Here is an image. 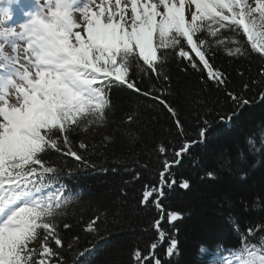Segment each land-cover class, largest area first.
<instances>
[{"label": "snow or ice", "instance_id": "snow-or-ice-1", "mask_svg": "<svg viewBox=\"0 0 264 264\" xmlns=\"http://www.w3.org/2000/svg\"><path fill=\"white\" fill-rule=\"evenodd\" d=\"M13 3L19 4V0H0V264H67L59 250L65 245L56 221L73 197L61 183V169L46 162L48 151L87 163L74 150L70 135L107 124L114 82L158 100L175 116L164 99L151 89L142 91L129 77L134 68L160 77L168 59L161 49L178 48L179 58L206 70L207 78L217 84L225 82L224 74L206 58L210 42L198 34L216 38L221 29H231L246 36L251 52L264 58V0H25L18 9L24 16L18 25L9 23ZM229 42L234 45L227 49L229 56L250 55L242 41ZM215 43L220 46L224 41L216 39ZM163 79L168 77L163 75ZM228 95L239 106L249 103ZM133 118L129 115L127 120ZM220 119L230 121L232 116ZM176 126L183 135L178 120ZM207 131L208 127L200 128L201 139ZM194 143L197 141L186 142L175 156L180 157ZM248 143L254 145L251 139ZM88 147L79 142V149ZM158 151L163 154L166 149L160 145ZM178 162H162L161 186L170 188L177 183L169 176ZM180 187L187 189L188 181ZM153 193L157 198L150 199ZM163 194L156 187L146 186L143 191L141 204H153L161 218L154 222L158 239L149 252L142 254L137 249L133 253L136 264H162L155 250L165 240L166 255L172 256L176 249L177 241L166 236L161 223L175 221L179 214L163 215L158 198ZM98 219L87 225L88 231L95 230ZM70 227L63 224L64 229ZM257 230L264 231V226ZM254 236L249 228L237 248L217 247L210 252L202 247L201 253L211 255L210 264H264V236L251 242L249 237ZM87 251L79 252L78 257Z\"/></svg>", "mask_w": 264, "mask_h": 264}, {"label": "trees", "instance_id": "trees-1", "mask_svg": "<svg viewBox=\"0 0 264 264\" xmlns=\"http://www.w3.org/2000/svg\"><path fill=\"white\" fill-rule=\"evenodd\" d=\"M198 35L210 42L206 58L224 74L223 84L179 58L178 48L161 49L168 59L160 77L138 68L131 69L129 77L142 91L151 89L153 95L164 99L175 116L158 100L114 82L109 91L107 124L70 135L74 150L87 163L54 150L45 156L46 162L61 169V183L73 197L56 221L65 245L59 250L67 264H136L133 253L137 249L147 254L158 239L153 225L161 213L151 203L141 204L146 186L162 188L164 194L158 198L165 217L179 214L177 220L161 223L166 236L177 241L170 257L166 255L167 240L155 250L162 264H210L212 257L202 254V247L210 252L217 247L235 249L249 228L255 232L249 237L251 242L264 236V231L257 230L264 226V58L251 52L246 36L231 29H221L216 38ZM216 39L224 44L217 46ZM232 39L242 41L250 55L229 56ZM185 50L199 64L187 46ZM140 65L147 69L142 61ZM228 93L249 103L239 106ZM129 115L134 117L131 122ZM222 116L232 119L222 121ZM201 127H208L203 139L199 136ZM105 136L110 139L105 140ZM250 139L254 145H249ZM81 141L89 147L79 149ZM191 141L197 143L176 157L175 152ZM160 145L166 149L163 154L158 151ZM165 159L179 161L171 167L169 179L177 183L170 188L159 184ZM185 180L187 189L180 187ZM155 198L157 193L150 197ZM96 217L95 230L88 231L87 225ZM64 223L71 227L64 229ZM85 249L89 251L78 257Z\"/></svg>", "mask_w": 264, "mask_h": 264}, {"label": "bare ground", "instance_id": "bare-ground-1", "mask_svg": "<svg viewBox=\"0 0 264 264\" xmlns=\"http://www.w3.org/2000/svg\"><path fill=\"white\" fill-rule=\"evenodd\" d=\"M18 15L20 16V15H22V13L19 11V12H18Z\"/></svg>", "mask_w": 264, "mask_h": 264}]
</instances>
